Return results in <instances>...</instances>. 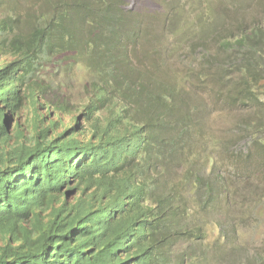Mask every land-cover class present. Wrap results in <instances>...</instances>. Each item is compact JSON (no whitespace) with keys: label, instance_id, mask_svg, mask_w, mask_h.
I'll return each mask as SVG.
<instances>
[{"label":"trees","instance_id":"1","mask_svg":"<svg viewBox=\"0 0 264 264\" xmlns=\"http://www.w3.org/2000/svg\"><path fill=\"white\" fill-rule=\"evenodd\" d=\"M46 6L24 33L18 18L0 21V264H221L213 243L236 247L239 235L219 228L226 193L205 179L218 162L177 131L203 101L264 146V33L242 23L176 70L147 12L122 0ZM136 44L158 61L136 64ZM78 65L90 82L65 126L72 104L51 78Z\"/></svg>","mask_w":264,"mask_h":264},{"label":"rangeland","instance_id":"2","mask_svg":"<svg viewBox=\"0 0 264 264\" xmlns=\"http://www.w3.org/2000/svg\"><path fill=\"white\" fill-rule=\"evenodd\" d=\"M127 8L148 13L156 17L159 23L154 25V34L167 36L170 40L168 62L171 68L180 70L184 61H195L204 53L213 49L217 36H228L242 23L264 33V0H122ZM46 0H0V21L9 17L18 18L22 33L26 32L34 22V14L42 15L46 11ZM161 31V32H160ZM232 31V32H231ZM136 64L146 66L153 60L158 61V54L147 50L142 44L128 48ZM58 60V59H57ZM56 60V61H57ZM157 65V64H156ZM188 66V65H187ZM159 68V66H158ZM160 68L156 71V79L161 76ZM55 87L71 102V114L65 116L64 124L69 125L73 116L79 112L82 104L83 86L90 82V76L81 66H76L70 75L60 73L52 77ZM166 85H169L168 83ZM182 95L188 97V92ZM188 100V98H187ZM206 100V99H205ZM188 102V101H187ZM219 107L202 101L192 117V128L179 127L176 140L189 143L192 140L198 156L212 155L217 160V168L212 172L208 182H213L215 189L226 193L227 214L221 221L220 230L225 222L236 228L239 235V246L226 248L217 241L213 243L217 254H224L221 264H264V230H259L263 219H256L253 212L264 200V146L257 145L247 135L236 131L230 119H224L225 112ZM206 133L219 141H211L209 137L197 139V134ZM238 154L244 157L245 163L232 165L230 160ZM203 162H198L201 167ZM197 170H200L197 168ZM181 171L177 172V175ZM214 233V238L217 236ZM226 258V259H225ZM218 264V263H210Z\"/></svg>","mask_w":264,"mask_h":264}]
</instances>
